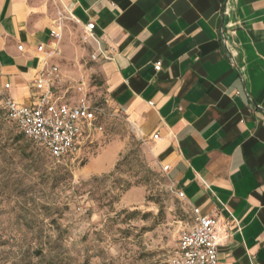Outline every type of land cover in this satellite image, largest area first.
Masks as SVG:
<instances>
[{
	"label": "crops",
	"instance_id": "obj_1",
	"mask_svg": "<svg viewBox=\"0 0 264 264\" xmlns=\"http://www.w3.org/2000/svg\"><path fill=\"white\" fill-rule=\"evenodd\" d=\"M60 9L95 24L84 50L109 102L191 212L229 229L219 259L264 264V0H0V92L19 104L35 99Z\"/></svg>",
	"mask_w": 264,
	"mask_h": 264
},
{
	"label": "rangeland",
	"instance_id": "obj_2",
	"mask_svg": "<svg viewBox=\"0 0 264 264\" xmlns=\"http://www.w3.org/2000/svg\"><path fill=\"white\" fill-rule=\"evenodd\" d=\"M86 39L65 19L51 60L61 71L58 95L98 108L103 131L79 156L58 161L17 142L0 105V264H171L191 222L149 140L109 102Z\"/></svg>",
	"mask_w": 264,
	"mask_h": 264
},
{
	"label": "built area",
	"instance_id": "obj_3",
	"mask_svg": "<svg viewBox=\"0 0 264 264\" xmlns=\"http://www.w3.org/2000/svg\"><path fill=\"white\" fill-rule=\"evenodd\" d=\"M67 18L78 22L72 11L58 10L50 31L52 50L46 52L47 56L42 60V68L34 81L37 90L34 101L19 104L0 92L8 120L17 126L25 139L46 149L58 161L76 158L86 142L103 131L98 122L97 107L85 98L66 99L56 92L62 82L61 71L51 60L62 39ZM94 28V23H88L85 26L86 34L92 35ZM19 50H23V46ZM38 50L44 51V45H40ZM92 59L96 60L97 57L93 55ZM161 68L162 62L158 61L155 70L160 71ZM9 88L10 84H6L5 89ZM158 138V134L154 135V139ZM169 168L163 166V171L166 173ZM174 190L179 199L185 200L182 190ZM192 215L189 226L182 231L171 264H231L219 259V248L229 238V229L216 216L204 213L199 207H192Z\"/></svg>",
	"mask_w": 264,
	"mask_h": 264
},
{
	"label": "trees",
	"instance_id": "obj_4",
	"mask_svg": "<svg viewBox=\"0 0 264 264\" xmlns=\"http://www.w3.org/2000/svg\"><path fill=\"white\" fill-rule=\"evenodd\" d=\"M0 105H1V107H2V109H3V111H4V114H5V116H6V118H7V111H6V109H5V107H4V105H3V103H2V99H0ZM8 119V118H7ZM10 121V120H9ZM11 122V121H10ZM22 137H24L21 133H20V135L17 137V142H21V140H22ZM25 138V137H24ZM50 154V153H49ZM131 188V184H129L127 187H126V190H128V189H130ZM55 264H58V263H55Z\"/></svg>",
	"mask_w": 264,
	"mask_h": 264
}]
</instances>
